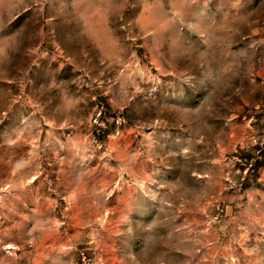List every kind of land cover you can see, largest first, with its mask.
Returning a JSON list of instances; mask_svg holds the SVG:
<instances>
[{"label": "rangeland", "instance_id": "obj_1", "mask_svg": "<svg viewBox=\"0 0 264 264\" xmlns=\"http://www.w3.org/2000/svg\"><path fill=\"white\" fill-rule=\"evenodd\" d=\"M0 264H264V0H0Z\"/></svg>", "mask_w": 264, "mask_h": 264}]
</instances>
